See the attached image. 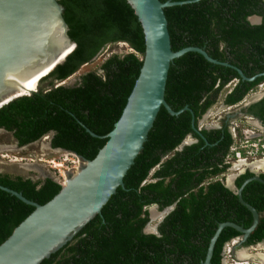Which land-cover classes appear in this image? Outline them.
<instances>
[{
	"label": "trees",
	"instance_id": "trees-1",
	"mask_svg": "<svg viewBox=\"0 0 264 264\" xmlns=\"http://www.w3.org/2000/svg\"><path fill=\"white\" fill-rule=\"evenodd\" d=\"M171 1L178 3L167 6L164 13L172 49L197 46L221 63L210 62L201 53L170 62L165 100L173 110L188 106L191 111L175 115L160 107L123 185L100 213L39 264H201L220 222L252 223L250 210L217 179L228 167L224 157L233 143L227 126L199 128V132L193 126L198 128V120L227 83L235 80L223 98L231 105L264 80V74L250 80L238 73L240 69L252 77L264 72V0ZM59 2L75 47L40 80L35 92L0 107V127L12 130L19 145L53 131L52 147L92 159L107 141L106 134L119 119L139 75L145 49L141 27L124 0ZM251 15L260 16V23L251 24L247 19ZM117 42L127 43L131 50L110 54L100 64L101 72L87 71L72 86L54 85L55 80L67 79L90 62L106 45ZM249 111L264 125V96ZM188 134L196 141L178 150ZM252 176L251 171H244L235 186L239 188ZM259 177L264 180V172ZM0 186L39 204L61 188L52 177L33 180L7 172H0ZM241 197L259 214L243 243L253 245L264 240V183L248 181ZM154 203L160 208L173 204V209L159 223L157 233H144L145 207ZM33 209L0 187V243ZM240 235L225 226L210 264H221L224 244Z\"/></svg>",
	"mask_w": 264,
	"mask_h": 264
},
{
	"label": "water",
	"instance_id": "water-1",
	"mask_svg": "<svg viewBox=\"0 0 264 264\" xmlns=\"http://www.w3.org/2000/svg\"><path fill=\"white\" fill-rule=\"evenodd\" d=\"M124 1L141 27L145 47L139 75L124 109L112 130L106 134L107 141L92 159H86L73 152L79 159L78 167L66 171L65 180L60 183V190L44 204L26 198L21 192L0 186L34 206L33 211L0 243V264H39L71 240L90 219L100 213L102 206L116 188L123 185V177L142 149L160 107L163 106L170 114L175 115L182 110H190L188 106L173 110L165 100V85L171 61H181L201 53L210 62L221 63L197 46H187L176 51L172 49L164 10L167 6L178 3L177 1ZM63 10L59 0H0V107L18 97L35 92L40 80L75 47L67 33L68 25L63 18ZM256 21L260 23L261 19L256 17ZM187 51L193 52L179 57ZM223 64L228 65L226 62ZM238 73L244 79H253L247 78L240 69ZM65 80H55L54 85H74L73 81L65 83ZM34 81L36 90L19 93V90ZM250 102L252 101L247 100L244 105ZM208 112L209 109L202 116H206ZM227 116L234 117V114ZM193 122L192 117V125ZM193 128L199 132V128ZM195 141L196 139L188 134L177 149L181 150ZM45 145L51 150L71 152L52 147L50 141ZM11 148H17V145L14 144ZM6 149L0 147V152ZM27 164L25 163V166L29 168L35 166L33 163ZM252 173L253 176L244 180L239 188H234L239 201L252 213V223L242 225L235 220L220 222L210 238L201 264H210L220 233L225 226H231L242 234L232 245V254L237 246L243 245L255 228L259 214L241 197L242 188L248 181L254 179L264 183L258 172ZM46 177L52 176L48 173L41 175L42 179ZM235 177L236 174L229 176L228 187H234L232 183ZM153 208L157 210L156 205ZM171 209L172 206L166 207L162 217ZM159 221L153 225V229L145 227L144 232L157 233ZM224 249L225 246L222 249L221 264L226 262Z\"/></svg>",
	"mask_w": 264,
	"mask_h": 264
},
{
	"label": "rangeland",
	"instance_id": "rangeland-1",
	"mask_svg": "<svg viewBox=\"0 0 264 264\" xmlns=\"http://www.w3.org/2000/svg\"><path fill=\"white\" fill-rule=\"evenodd\" d=\"M130 50L131 48L128 46L127 43L124 42H117L114 44L106 45L95 58H93L90 62L81 65L80 68L74 74L69 76L65 80V83H68L70 81H73L75 83L81 74L90 70H97L101 72L99 66L105 60V58H107L110 54L112 53L125 54ZM45 84L46 81L42 82V85ZM233 84L234 83L232 82L231 84L227 85L224 88V90L221 93L222 95H220L218 100L214 103V105L210 107L208 114L200 120L199 126H210V125L215 126L220 123L219 118L223 117L225 112L224 110L225 107L222 106V99L226 91H229ZM263 89H264V81L261 82L254 91L249 92L248 96H250L254 92L262 91ZM238 105L239 103L233 105L231 108H238L235 107ZM246 117H247L246 115L240 114L235 119H233V124L231 125L232 133H235L237 138L238 137L241 138V136L243 135L242 130L249 129V131L254 132V136H249L251 139L250 142H254V144H258V145L262 144L264 142V136H262L261 133H259L261 132L260 129H256L254 128V126H252V124H249L250 122L248 123L246 121L247 120ZM233 126L236 127L235 130H232ZM257 133L260 135H257ZM48 137L49 136L46 135L43 138L41 137L39 140L26 145L25 147L13 150L11 146L14 145V142L10 138L9 134L4 131H0V147L10 146L8 150H4L2 152L3 155L0 154V172L21 174L25 176H31L32 178H36L34 174H36L37 176L39 175L41 177L43 173H48L57 181H60V183L64 182L66 177V171L71 170L67 168L71 166L70 160L73 158V156L72 155L68 156L67 153L64 151H55L47 147L45 144L48 141ZM242 139H244V136H242ZM243 143L246 144L245 142ZM240 144L241 141L238 140L237 145L239 146ZM66 156H67V160H66ZM258 160L261 161L264 160V154L258 153L256 155L254 154L250 155L246 165L249 166L251 170L261 173V171H264V168H255L254 164L251 165L252 167L250 166L251 163L256 162ZM25 163L26 164L33 163L35 164V166L29 168L25 166ZM235 166L236 168L240 167V170H242L240 164L234 163L233 166L230 165V167L227 168L226 171H224L222 174L227 176L228 174L231 173H239L238 169L232 168ZM242 167L245 168L246 166L245 167L242 166ZM219 178H223L221 174L219 175ZM148 179L150 180L151 176H149ZM149 209L150 207H148V210ZM160 217L161 214L154 216L153 217L154 220L151 222L150 227H153V224H155ZM226 247L227 246L225 245V248ZM237 250H242L241 254L245 255L244 257L246 258L245 260L244 259L240 260L239 257H237ZM246 254L249 255V259L246 257ZM225 259L228 264L235 263L236 261H237L236 264H264L263 261L264 244L263 242H259L244 247L239 245L235 248L234 254H232V252L230 253L226 252Z\"/></svg>",
	"mask_w": 264,
	"mask_h": 264
},
{
	"label": "flooded vegetation",
	"instance_id": "flooded-vegetation-1",
	"mask_svg": "<svg viewBox=\"0 0 264 264\" xmlns=\"http://www.w3.org/2000/svg\"><path fill=\"white\" fill-rule=\"evenodd\" d=\"M256 17H259L260 19H261V17L260 16H258V15H251V16H249L247 19L249 20V22L251 23V24H256L257 23V21H256ZM261 74H264V72H262V73H257L256 75H254V76H252L253 78L254 77H256V76H258V75H261ZM247 78H251V77H247ZM264 81V80H263ZM263 81H261V82H263ZM234 83L235 84V80L234 81H231V82H229V83H227L224 87H223V89H222V91L224 90V88L227 86V85H229V84H231V83ZM260 82V83H261ZM259 83V84H260ZM233 84V85H234ZM258 84V85H259ZM232 85V86H233ZM257 85V86H258ZM231 86V87H232ZM256 86V87H257ZM256 87L254 88V89H252V90H250L249 92H251V91H254L255 89H256ZM231 89V88H230ZM222 91L220 92V94H219V96L220 95H222L221 93H222ZM230 91V90H229ZM226 92H228V91H226ZM249 92L243 97V99L241 100V101H239L238 103H239V105L238 106H235V107H238V108H231L233 105H236V104H238V103H235V104H231V105H228V104H226V103H224L223 102V99H222V106H224L225 107V112H224V116L223 117H220L219 119V124L218 125H215V126H212L211 128H206V126H199V124H200V120L203 118V116L198 120V128H206V129H212V128H220L222 125H225V126H227V129H228V131L231 133V135H233L232 134V131H231V125L233 124V119H235L237 116H239L240 114H244V115H246L247 117H246V121L249 123V124H252V126H254V128H256V129H260V131L261 132H259V133H261V135L262 136H264V125L262 124V122H261V120L257 117V115H254L251 111H249V106L251 105V104H253V103H256L257 101H259L263 96H264V89L262 90V91H258V92H254L253 94H251L250 96H248V94H249ZM225 95V94H224ZM219 96H218V98H219ZM223 98H224V96H223ZM253 98H256V100H252ZM247 100H250V101H252V102H250L248 105H244L245 104V102L247 101ZM228 107V108H227ZM227 108V109H226ZM208 109H210V108H208ZM207 109V110H208ZM206 110V111H207ZM227 114H234V117H228L227 116ZM245 121V120H244ZM257 121H259L260 123H257ZM259 124V125H258ZM211 126V125H210ZM236 126V125H235ZM235 126H233V129L232 130H235V128L237 127H235ZM2 128V129H1ZM0 131H4V132H6V133H8L9 134V136H10V138L12 139V141L14 142V144H16L17 145V148H12L13 150H16V149H19V148H22V147H25L26 145H28V144H31V143H33V142H35V141H37V140H39V139H36V140H34V141H32V142H29V143H25V144H22V145H19L18 144V140L14 137V135H13V131L12 130H7V129H5V128H3V127H0ZM245 130H242V134L244 135V132ZM51 131L50 132H48L47 134H45V135H48L49 137H48V141H50V143H51V138H52V136H53V134H54V132H52L51 134ZM256 134V133H255ZM242 135V136H243ZM246 136H254V132H252V131H249V129H248V131H246V134H245ZM257 135H260V134H258L257 133ZM44 136V135H43ZM242 136H241V138H242ZM233 138V137H232ZM14 146V145H13ZM10 146H4V148L6 149V150H8V148H9ZM12 147V146H11ZM225 158V157H224ZM261 160H258V161H256V162H253V163H251L250 164V166L252 165V164H254V166H255V168H258L257 166H256V164L255 163H257V162H260ZM262 161H264V160H262ZM224 163L225 164H228V167L227 168H229L230 167V165L231 166H233L230 162L228 163H226L225 162V159H224ZM252 167V166H251ZM226 168V169H227ZM233 169H235L236 168V166L235 167H232ZM254 168V167H253ZM260 168H264V167H260ZM237 169V168H236ZM246 170H249V171H253V170H251L250 168H249V166H247L246 165V167H245V169L242 171V172H239V173H231V174H228L227 176H225L224 174H222L221 173V176L223 177V178H219V175H218V177H217V179H219V180H221L224 184H225V186L226 187H228L227 185H228V182L230 181L229 180V176L230 175H232V174H236V177L234 178V181H233V185H234V187H228L230 190H232L233 192H235L236 193V189H237V187L235 186V179L237 178V176H239L241 173H243L244 171H246ZM226 171V170H225ZM262 172H264V171H261V173ZM260 174V173H259ZM21 175V174H20ZM35 176H36V178L34 179V180H37V179H42L39 175L37 176L36 174H34ZM22 176H24V175H22ZM24 177H30L31 178V176H24ZM32 179V178H31ZM215 179V178H214ZM151 180V179H150ZM234 188H236V189H234ZM156 205V208H157V210H155L154 208H153V206H155ZM168 206H172V209H173V204H171V205H167V206H164V207H162V208H160L159 207V205L158 204H156V203H154V204H150V205H148L147 206V211H148V221H147V223L144 225V227H143V232H144V228L145 227H147L148 225H150L151 224V222L154 220L153 219V217L154 216H156V215H159V214H161V217L158 219V220H160L159 221V223L162 221V219L172 210H170L167 214H165L163 217H162V212L164 211V209L166 208V207H168ZM148 207H150V209L148 210ZM152 207V208H151ZM152 217V218H151ZM156 219V218H155ZM158 220L156 221V222H158ZM159 223H158V225H159ZM154 225V224H153ZM158 225H157V227H158ZM151 226V225H150ZM144 233H146V232H144ZM242 236V234L240 235V236H237V237H235V238H233V239H236V238H240ZM261 242H263V244H264V240H262ZM259 243V242H258ZM224 246H225V244H224ZM241 246H250V245H241ZM241 252L242 250H237V254H238V252ZM245 256V255H244ZM237 257H239V256H237ZM248 259H249V255H247L246 256ZM242 258V257H241ZM241 258H239L240 260H241ZM246 258H244V260H245ZM264 261V260H263ZM237 263V261L235 262V263H229V264H236ZM239 263V262H238ZM228 264V263H227Z\"/></svg>",
	"mask_w": 264,
	"mask_h": 264
},
{
	"label": "built area",
	"instance_id": "built-area-1",
	"mask_svg": "<svg viewBox=\"0 0 264 264\" xmlns=\"http://www.w3.org/2000/svg\"><path fill=\"white\" fill-rule=\"evenodd\" d=\"M246 131L244 132V139L242 138H237L235 133H232V137H233V143L231 144L230 148H229V152L225 155V162L227 163H231L232 165L234 163H238L241 165L242 170H240V167H238L237 169L239 170V172H242L245 168H243L242 166H246L247 164V160L250 157V155H256L258 153L264 154V142L262 144H254V142H250L251 139L249 136H246ZM241 141V144L238 146L237 145V141ZM243 142H245L246 144H244ZM243 143V144H242ZM249 145V147H248ZM67 155H72L73 158L70 160L71 166L67 169H71L74 170L76 168V166H78L79 163V159L77 157L76 154H74L73 152H66ZM64 159V158H63ZM66 160H67V156H66ZM65 160V161H66ZM239 166V165H238ZM70 171V170H67ZM60 182V181H58ZM235 242H237V240L232 239L228 242L225 243V245L227 246L224 249V255L226 254V252L230 253L231 252V247L233 244H235ZM231 245V246H230ZM230 246V247H229Z\"/></svg>",
	"mask_w": 264,
	"mask_h": 264
},
{
	"label": "bare ground",
	"instance_id": "bare-ground-1",
	"mask_svg": "<svg viewBox=\"0 0 264 264\" xmlns=\"http://www.w3.org/2000/svg\"><path fill=\"white\" fill-rule=\"evenodd\" d=\"M35 85V86H34ZM28 90H36V81H34L33 83H31L30 85H28V86H26V87H24L23 89H21V90H19V93L20 94H25V93H27V92H29ZM256 164V166L258 167V168H260V167H264V161H260V162H257V163H255ZM28 165V164H27ZM78 165H79V163H78ZM33 167V166H32ZM78 167V166H77ZM149 229H153V227H150V225H148L147 226ZM225 264H227V262H225Z\"/></svg>",
	"mask_w": 264,
	"mask_h": 264
},
{
	"label": "crops",
	"instance_id": "crops-1",
	"mask_svg": "<svg viewBox=\"0 0 264 264\" xmlns=\"http://www.w3.org/2000/svg\"><path fill=\"white\" fill-rule=\"evenodd\" d=\"M238 254H239V255H238ZM238 254H237V256H239V258H241V257H242L241 259H244V257H245V256H244L243 254H241V252H240V251L238 252ZM247 255H248V254H246V256H247Z\"/></svg>",
	"mask_w": 264,
	"mask_h": 264
},
{
	"label": "clouds",
	"instance_id": "clouds-1",
	"mask_svg": "<svg viewBox=\"0 0 264 264\" xmlns=\"http://www.w3.org/2000/svg\"><path fill=\"white\" fill-rule=\"evenodd\" d=\"M3 151H4V150H3ZM3 151H2V152H3ZM2 152H0V154H1V155H3V153H2ZM59 183H60V182H59Z\"/></svg>",
	"mask_w": 264,
	"mask_h": 264
}]
</instances>
